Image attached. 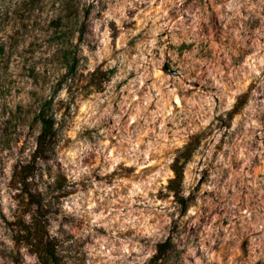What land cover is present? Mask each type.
Instances as JSON below:
<instances>
[{"label":"rangeland","instance_id":"obj_1","mask_svg":"<svg viewBox=\"0 0 264 264\" xmlns=\"http://www.w3.org/2000/svg\"><path fill=\"white\" fill-rule=\"evenodd\" d=\"M23 164L59 264H264V0H0V264Z\"/></svg>","mask_w":264,"mask_h":264},{"label":"trees","instance_id":"obj_2","mask_svg":"<svg viewBox=\"0 0 264 264\" xmlns=\"http://www.w3.org/2000/svg\"><path fill=\"white\" fill-rule=\"evenodd\" d=\"M38 119L40 129L35 140L33 157L35 161L44 158L53 149L56 141L53 118L45 114L42 109L38 113ZM172 171L174 177L169 180L168 188L178 196L180 189L176 188L174 181L181 180L182 172L174 164ZM32 176H34L33 166L23 164L14 170L11 178L10 187L15 202V213L12 215V219L7 222L11 241L16 248L21 245L31 247L41 264H59L56 239L49 233L44 220H41L42 213L49 208V205L45 204L44 194L31 181ZM169 245L170 240L161 243L157 249L158 255H162ZM158 255L153 258L154 262L158 260ZM13 264H18V260L15 259Z\"/></svg>","mask_w":264,"mask_h":264}]
</instances>
